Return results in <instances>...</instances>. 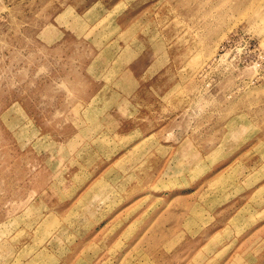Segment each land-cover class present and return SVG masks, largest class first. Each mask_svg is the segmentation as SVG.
Wrapping results in <instances>:
<instances>
[{"label":"rangeland","instance_id":"374dc122","mask_svg":"<svg viewBox=\"0 0 264 264\" xmlns=\"http://www.w3.org/2000/svg\"><path fill=\"white\" fill-rule=\"evenodd\" d=\"M0 264H264V0H0Z\"/></svg>","mask_w":264,"mask_h":264}]
</instances>
